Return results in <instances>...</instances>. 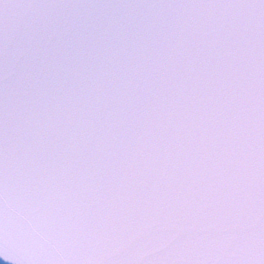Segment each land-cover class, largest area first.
<instances>
[{"label":"snow or ice","instance_id":"6c2138e0","mask_svg":"<svg viewBox=\"0 0 264 264\" xmlns=\"http://www.w3.org/2000/svg\"><path fill=\"white\" fill-rule=\"evenodd\" d=\"M4 264H264V0H0Z\"/></svg>","mask_w":264,"mask_h":264},{"label":"water","instance_id":"95a60500","mask_svg":"<svg viewBox=\"0 0 264 264\" xmlns=\"http://www.w3.org/2000/svg\"><path fill=\"white\" fill-rule=\"evenodd\" d=\"M0 264H4V262L2 260H0Z\"/></svg>","mask_w":264,"mask_h":264}]
</instances>
